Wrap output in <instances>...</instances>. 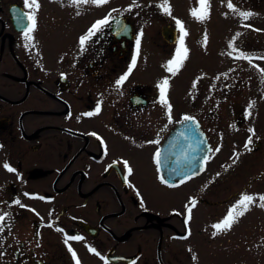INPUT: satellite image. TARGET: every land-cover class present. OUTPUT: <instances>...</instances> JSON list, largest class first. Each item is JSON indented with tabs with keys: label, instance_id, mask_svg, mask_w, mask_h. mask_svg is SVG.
<instances>
[{
	"label": "flooded vegetation",
	"instance_id": "flooded-vegetation-1",
	"mask_svg": "<svg viewBox=\"0 0 264 264\" xmlns=\"http://www.w3.org/2000/svg\"><path fill=\"white\" fill-rule=\"evenodd\" d=\"M36 2L0 0V264H264V86L229 81L230 51L263 60L264 0H230L238 26L219 47L197 46L198 0ZM204 50L220 68L193 59ZM185 116L204 134L203 163L168 181L165 144ZM218 145L221 180L207 173Z\"/></svg>",
	"mask_w": 264,
	"mask_h": 264
},
{
	"label": "rangeland",
	"instance_id": "rangeland-1",
	"mask_svg": "<svg viewBox=\"0 0 264 264\" xmlns=\"http://www.w3.org/2000/svg\"><path fill=\"white\" fill-rule=\"evenodd\" d=\"M107 6L109 0H107ZM103 3V4H106ZM108 8V7H107ZM106 9V5L102 7V12ZM196 9L204 12L202 9L200 0H198ZM234 9H229L227 5L222 3L220 0H208V7L206 9V19H196L194 23H192V27L201 31V33H197L195 35V40L197 46L199 47L202 44H206L207 40H211L213 46L219 47V43L221 42V38L226 29V25H228L229 32L231 30H235L238 26V17L239 10L236 6ZM190 26V23L187 22ZM206 30V31H205ZM240 56L241 58H237ZM201 58L211 60L213 58V67L220 68V53L217 51H202L197 53V55L193 54V59L199 60ZM242 54H236L230 51V60H229V81H239L242 78L249 79L250 81H261V85L264 86V55L262 57V61L260 59L255 58L256 60L249 61ZM219 61V62H218ZM158 80H161V77L156 76ZM242 79V80H243ZM239 83H236L238 86ZM261 108L264 111V98L261 102ZM261 127H264V112L263 117L260 119V123L258 124ZM230 131V129H225V136ZM230 136V134H229ZM225 142V141H224ZM225 156V147L224 145H218L214 148L213 153L211 154V158L208 161V171L207 173H214L217 180L222 179V175L224 173V160ZM214 190H222L221 182H217L214 185Z\"/></svg>",
	"mask_w": 264,
	"mask_h": 264
},
{
	"label": "water",
	"instance_id": "water-1",
	"mask_svg": "<svg viewBox=\"0 0 264 264\" xmlns=\"http://www.w3.org/2000/svg\"><path fill=\"white\" fill-rule=\"evenodd\" d=\"M205 146L204 134L197 125L192 121H182L165 144V157H170L174 161L172 164L165 163L160 166L166 179L173 181L197 172L202 165Z\"/></svg>",
	"mask_w": 264,
	"mask_h": 264
},
{
	"label": "snow or ice",
	"instance_id": "snow-or-ice-1",
	"mask_svg": "<svg viewBox=\"0 0 264 264\" xmlns=\"http://www.w3.org/2000/svg\"><path fill=\"white\" fill-rule=\"evenodd\" d=\"M84 2H88V0H84ZM91 2L97 3V4H103V3H106L107 0H91ZM200 4H201L202 9H204L205 11L201 12L199 10H193L192 14L194 16H196L198 19L203 20V19L207 18L205 13H206V9L208 7V0H200ZM25 5L27 7H29V8H33V6L35 5L38 8V4H37L36 0H25ZM161 6L164 8L165 12H170V8H169V6L167 5L166 2L164 4H162ZM228 8L235 10L234 9V5L230 2V0H229V3H228ZM240 15L243 16V18L245 20H247L252 15V13H240ZM27 18L32 21V25H31V28H29L28 31H26L24 34H25L26 38H30L29 33L32 30H34V28H35V16H34V13L33 14H28ZM107 23H108L107 19L97 21L92 26V28L89 29L88 33H86L84 36L80 37V41H79L80 45L83 47L86 44V42L91 38V36L95 34V31H98L100 26L105 25ZM177 24L181 26V31L183 32L184 29H183L182 23L179 20H177ZM184 34L187 35L186 32ZM137 43L139 44V40L137 41ZM181 46H183V37H181ZM184 52L185 53L187 52L186 48L184 49ZM178 53H179V50H178ZM185 58H186V56L178 55V57H177V59L175 61H171L169 63L170 64L174 63V64L179 66ZM237 58H241V57L238 56ZM243 58L250 59L247 56H244ZM133 63H135V61H133ZM130 71H131V69H129V72ZM168 71L172 72L173 69L171 67H169ZM125 78L126 77H121L120 80H118L116 83L118 85L121 84L122 81ZM193 86H195V82H194ZM159 87H160V90H161V101L160 102L168 107V110H169V113H170L171 105L168 104V101L166 99V91H167V87H168V80L167 79L163 80L162 83L159 85ZM97 112H99V108H97ZM89 115H92V113H89ZM183 119L186 120V121L193 120V118L190 117V116H185ZM159 157H160V153L157 152L156 153L157 163H159ZM125 164H127V162H125ZM4 167L8 171H14V169H12L7 163H5ZM128 170H129V172H131L130 168ZM161 179L163 180V177H161ZM254 199L255 198L253 196L244 195V196H242V199L238 202L236 207H242L246 211L248 206L251 203L254 202ZM260 200L264 201V196H261ZM17 203H18V201H17ZM191 203L194 204L195 201L193 200V201H191ZM261 206L264 207V204H261ZM188 211L190 213L191 209L188 208ZM237 214L238 215H243V212L241 211V212H239ZM4 219H5L4 216H0V221H3ZM233 222H234V218L232 216V213L230 212L228 214V216L225 218V220L222 222V225L221 224H216V225H214V227L217 228L218 230L228 229V228L231 227ZM65 243H67V240L65 241ZM73 255L75 256V253H73ZM77 264H79L78 261H77Z\"/></svg>",
	"mask_w": 264,
	"mask_h": 264
}]
</instances>
